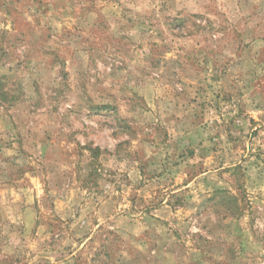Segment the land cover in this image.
Segmentation results:
<instances>
[{
	"label": "rangeland",
	"instance_id": "1",
	"mask_svg": "<svg viewBox=\"0 0 264 264\" xmlns=\"http://www.w3.org/2000/svg\"><path fill=\"white\" fill-rule=\"evenodd\" d=\"M0 79V264H264V0H0Z\"/></svg>",
	"mask_w": 264,
	"mask_h": 264
},
{
	"label": "trees",
	"instance_id": "2",
	"mask_svg": "<svg viewBox=\"0 0 264 264\" xmlns=\"http://www.w3.org/2000/svg\"><path fill=\"white\" fill-rule=\"evenodd\" d=\"M64 75V74H63ZM2 79H0V100L1 102H11L18 101L22 96L21 91H11V88L3 86ZM19 92V93H18Z\"/></svg>",
	"mask_w": 264,
	"mask_h": 264
}]
</instances>
